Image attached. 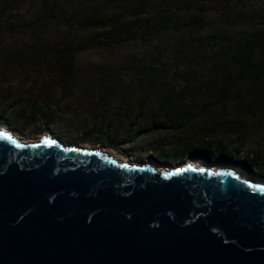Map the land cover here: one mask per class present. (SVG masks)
<instances>
[{"label":"water","instance_id":"obj_1","mask_svg":"<svg viewBox=\"0 0 264 264\" xmlns=\"http://www.w3.org/2000/svg\"><path fill=\"white\" fill-rule=\"evenodd\" d=\"M0 264H264V180L0 126Z\"/></svg>","mask_w":264,"mask_h":264},{"label":"rangeland","instance_id":"obj_2","mask_svg":"<svg viewBox=\"0 0 264 264\" xmlns=\"http://www.w3.org/2000/svg\"><path fill=\"white\" fill-rule=\"evenodd\" d=\"M66 1L68 12L57 19L29 24L36 17L39 0H23L6 15H0V19L10 18L4 26L0 23V116L3 117L0 126L25 141H36L45 135L59 136L70 144L100 148L131 162L152 164L157 170L196 162L214 167H234L264 180V164L252 157V154L264 157V109L248 108L235 95L223 100L218 98V93L204 94L211 99V106L205 113L211 125H215V135L225 139L231 147L241 148L242 153L239 155L234 149L229 151L233 164L208 162L197 157L170 163L156 159V155L161 148L176 147V139L171 134L143 131L148 121L146 114L139 119L135 117L142 105L139 91L131 93L129 102L119 108L118 94H111L107 102L93 96L89 84L86 85L91 81L88 72L97 68L113 75L122 74L123 80L128 82L133 77L132 61L159 57L164 62H171L174 41L181 31L179 28L190 15L201 18L202 24L197 30L205 37L219 34L224 39L230 35L240 38L252 28H264V18L249 21L245 17L263 5L264 0H250L246 5L238 3L234 10H230L234 13L232 17L225 13L234 4L230 0H219V3L202 0L201 7L194 6L189 12V7L176 6L172 8L174 19L164 21V31L155 36L141 35L138 39L123 43L111 41L103 46L93 39L98 38L97 33L109 29V26H102L104 16L114 14L116 21L127 23L153 16L151 10L142 13L122 0ZM167 6L164 0V8ZM88 16L96 19L87 24L85 18ZM71 22L75 24L71 25ZM161 44L164 50L158 48ZM68 45L76 51L75 70L79 77L74 79L63 77L60 58L52 59L46 55L44 62H35L34 55L29 53L33 49H42L46 53L61 52ZM203 73L208 75L209 67H205ZM40 109L56 111L52 126H45L44 118L36 115ZM107 129L110 136L126 140L119 141L120 150L100 142L101 132ZM238 159L249 162L253 171L243 169Z\"/></svg>","mask_w":264,"mask_h":264},{"label":"trees","instance_id":"obj_3","mask_svg":"<svg viewBox=\"0 0 264 264\" xmlns=\"http://www.w3.org/2000/svg\"><path fill=\"white\" fill-rule=\"evenodd\" d=\"M122 1H128L142 13L151 10L153 16L123 23L116 21L114 14L106 15L101 19L105 22L102 26H109V29L97 33L98 38L93 39L98 40L97 44L103 46L111 41L123 43L138 39L141 35L153 37L156 33L164 31V21L171 22L174 19L173 7L183 5L189 7V12L194 6L201 7L199 3L202 0H165V4L169 5L165 8L164 0ZM230 1H234L232 8L225 10L230 17L234 14L230 10H234L238 3L242 5L250 3V0ZM22 2L23 0H0V15H6L8 10ZM66 2L39 0L36 17L29 24L38 20L59 18L68 12ZM245 17L249 21L264 18V4ZM95 19L91 16L85 18L87 24ZM7 20H10L9 16L0 19L1 26H4ZM70 24L73 25L75 22ZM201 24L199 16H187L174 41L171 62H164V59L159 57L132 61L133 77L128 82L123 80L122 74L113 75L93 67L94 70L88 72L91 81L86 82V85L89 84L93 96L107 102L111 94H118L119 108H123V105L129 102L131 93L135 90L140 92L142 105L135 117L139 119L146 114L148 121L143 131L171 134L176 139V147L169 150L161 148L156 159L172 163L197 157L208 162L228 164L233 161L228 154L229 151L234 149L241 155L242 149L231 147L225 139L215 135V125H211L208 114L205 113L211 106L209 103L211 99L203 95L218 93V98L223 100H229L235 95L239 102L248 108L256 106L264 109V28H252L240 38L230 35L224 39L219 34L209 37L198 34L197 28ZM158 48L164 50V45L161 44ZM29 53L34 55L35 62H44L46 55L52 56V59L60 58L63 77L70 79L79 77L75 70L76 51L71 45L61 52L46 53L42 49H33ZM205 67H209L208 75L203 73ZM36 115L44 118L47 127L55 123V110L40 109ZM1 119L3 117L0 116V122ZM108 130L101 132L100 142L120 150L122 145L119 141L126 140L110 136ZM252 157L264 164V157L261 155L252 154ZM237 162L243 165L241 166L243 169L253 171L252 165L246 160L238 159Z\"/></svg>","mask_w":264,"mask_h":264},{"label":"flooded vegetation","instance_id":"obj_4","mask_svg":"<svg viewBox=\"0 0 264 264\" xmlns=\"http://www.w3.org/2000/svg\"><path fill=\"white\" fill-rule=\"evenodd\" d=\"M1 123V122H0ZM8 128H11V127H8ZM19 138H21L19 135H17ZM59 137V136H58ZM60 139H62L64 142H66V139H63L61 137H59ZM22 139V138H21Z\"/></svg>","mask_w":264,"mask_h":264},{"label":"bare ground","instance_id":"obj_5","mask_svg":"<svg viewBox=\"0 0 264 264\" xmlns=\"http://www.w3.org/2000/svg\"><path fill=\"white\" fill-rule=\"evenodd\" d=\"M33 141V140H32ZM37 141V140H36ZM26 142H29V141H26ZM83 147H88V146H83ZM90 148V147H89ZM122 158V157H121ZM123 159V158H122ZM124 160H126L125 158H124ZM159 171V170H158Z\"/></svg>","mask_w":264,"mask_h":264}]
</instances>
